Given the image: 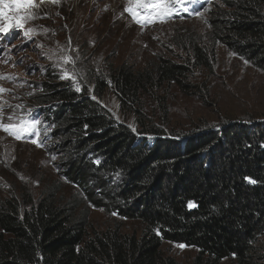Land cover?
I'll use <instances>...</instances> for the list:
<instances>
[{
  "label": "trees",
  "instance_id": "1",
  "mask_svg": "<svg viewBox=\"0 0 264 264\" xmlns=\"http://www.w3.org/2000/svg\"><path fill=\"white\" fill-rule=\"evenodd\" d=\"M184 6L188 17L194 10L205 14L213 43L264 73V0H201ZM62 16L69 21L67 11ZM189 41L185 50L191 51L192 66L160 58L142 71L127 62L100 70L80 56L76 64L85 91L49 82L43 93L30 97L42 105L41 149L61 154L70 183L90 187L94 182L102 189L100 179L119 175L116 191L92 204L141 222L142 235L114 229L90 237L85 220L72 223L67 210L49 198L23 193L0 200V264H178L162 255L164 242L195 249L193 264L229 259L246 264L257 254L264 238V119L225 120L185 134L141 122L146 96L168 85L195 88L191 69L210 67L213 52ZM89 88L100 101L108 93L118 99L122 124L90 99ZM129 115L139 123L136 132L125 123ZM245 175L258 183L243 181ZM190 200L198 207L189 210ZM157 226L162 236L153 231Z\"/></svg>",
  "mask_w": 264,
  "mask_h": 264
},
{
  "label": "rangeland",
  "instance_id": "2",
  "mask_svg": "<svg viewBox=\"0 0 264 264\" xmlns=\"http://www.w3.org/2000/svg\"><path fill=\"white\" fill-rule=\"evenodd\" d=\"M126 2L59 0L58 4H42L37 11L44 18L26 24V28L35 29L36 34L31 40L25 43L22 34L17 38L8 36L7 39L5 34H0V43L5 49H11L7 63L0 59V73L17 77L14 82L0 80V86L10 90L3 94L2 99L13 106L20 105L21 108L17 109L19 115L24 116L31 110L32 115L38 118L42 105L31 101L30 97L43 93L40 86L44 89V83L49 82L69 84L59 79L58 70L53 67L58 62L62 63L58 57L64 52L73 57L87 58L90 67L98 66L100 70H109L112 65L117 67L127 62L142 71L160 58H171L182 64L189 62L192 66L194 59L185 47H190L189 40H197L208 47V52H213L208 56L210 67L191 69L190 83L195 88L183 91L178 86L168 85L146 96L141 109L144 126L185 134L194 128L211 127L225 120L264 119V73L235 57L225 46L213 43L205 14L188 17L190 15L180 5H175L176 13L166 23L157 22L142 29L127 13H123ZM63 11H67L69 21L62 16ZM15 31L21 32L19 29ZM80 42L84 44L83 49H78ZM53 54L54 58L48 59ZM109 56L111 59L106 63ZM65 67L71 69L73 66ZM75 67L78 69L77 64ZM101 101L122 123L118 99L108 93ZM10 111L7 109L6 114ZM125 123L135 129L139 124L133 115L127 116ZM53 155L56 157L54 160ZM60 163L59 152L47 153L31 143L29 138L16 140L0 131V200L11 196L21 198L23 193L33 198H49L56 207L67 210L72 223L85 220L90 237L95 232L114 229L124 234L142 235L144 226L141 222L113 216L112 212L92 204L96 197L116 191L121 181L119 175L100 179L102 189L94 182L90 187L76 185L65 179ZM175 245L163 243L161 251L164 258L174 259L178 264H193L197 251L189 247L181 250ZM221 264L238 262L229 259ZM246 264H264V238L257 254Z\"/></svg>",
  "mask_w": 264,
  "mask_h": 264
},
{
  "label": "snow or ice",
  "instance_id": "3",
  "mask_svg": "<svg viewBox=\"0 0 264 264\" xmlns=\"http://www.w3.org/2000/svg\"><path fill=\"white\" fill-rule=\"evenodd\" d=\"M45 2L58 4L59 0H0V34H5V39H7L8 36L17 38L22 34L25 43L31 40L32 36L36 34L35 29L26 28V24L28 21L34 19L44 18L39 16L37 10L40 5ZM200 2L201 0H127L126 6L123 8V13H127L131 17L133 23L144 29L157 22L166 23L176 13L175 5H180L184 12H188V8L184 7L185 4L196 5ZM207 2H211V0H207ZM193 14L196 16H202V12L198 10H194ZM205 23H207V21H205ZM16 29L21 30V32L15 31ZM44 31L47 32V29H44ZM69 43H71L70 40ZM37 47L43 46L37 45ZM10 52L11 49H5L3 43H0V59H3L4 63H7L11 58ZM54 56L55 54L49 56L48 59L51 60ZM79 59V55L73 57L64 52L58 57V60L62 63L58 62L53 65V67L58 70L59 79L68 81V87L73 89L76 93L85 91L80 83V80L83 79L82 73L75 67L76 62ZM21 62L23 61L21 60ZM245 63L247 64L248 61H245ZM69 64L73 66L71 69L65 67ZM13 66L15 67V64H13ZM41 70L46 71L44 69ZM16 79L17 77L11 74L0 73V80L14 82ZM110 83L111 82L109 81V84ZM40 90L43 91L42 86H40ZM8 91L10 90L0 86V131H3L16 140L29 138L30 142L34 145L44 147L45 141L41 139V129L39 127L42 124V121L36 116H33L31 110H29L24 116L19 115L17 109L21 108L20 105L13 106L8 101L2 99L3 94ZM87 92L90 94V99L96 101L101 108L107 107L102 101L98 100L96 95L91 94L93 89L89 88L87 89ZM29 95H32V93H29ZM7 109H11V111L6 114ZM108 111L110 112L111 109H108ZM113 115L115 114L113 113ZM50 127H55V125H51ZM128 127L133 132H136V129L131 124H129ZM85 128H87V125H85ZM48 131L49 126L46 125L43 129L45 137L47 136ZM148 138L151 139V137ZM262 147H264V145H262ZM55 158L56 157L53 155L52 159L54 160ZM95 163L99 164L100 161L96 160ZM57 171H59V168H57ZM65 179L67 180L66 177ZM241 179L250 185H256L258 183L257 179L249 175L242 176ZM186 206L191 210L198 207V204H196L195 201L190 200L186 202ZM111 214L113 216L118 215L116 212ZM153 231L158 236H162L159 226L155 227ZM175 246L181 250L190 247L183 243L176 244Z\"/></svg>",
  "mask_w": 264,
  "mask_h": 264
},
{
  "label": "bare ground",
  "instance_id": "4",
  "mask_svg": "<svg viewBox=\"0 0 264 264\" xmlns=\"http://www.w3.org/2000/svg\"><path fill=\"white\" fill-rule=\"evenodd\" d=\"M44 4H47V5H49V4H51V3L45 2Z\"/></svg>",
  "mask_w": 264,
  "mask_h": 264
},
{
  "label": "water",
  "instance_id": "5",
  "mask_svg": "<svg viewBox=\"0 0 264 264\" xmlns=\"http://www.w3.org/2000/svg\"><path fill=\"white\" fill-rule=\"evenodd\" d=\"M122 124V123H121ZM124 124V123H123ZM124 125H126V124H124Z\"/></svg>",
  "mask_w": 264,
  "mask_h": 264
}]
</instances>
